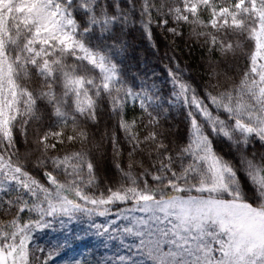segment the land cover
<instances>
[{
	"label": "snow or ice",
	"instance_id": "1",
	"mask_svg": "<svg viewBox=\"0 0 264 264\" xmlns=\"http://www.w3.org/2000/svg\"><path fill=\"white\" fill-rule=\"evenodd\" d=\"M0 264H264V0H0Z\"/></svg>",
	"mask_w": 264,
	"mask_h": 264
}]
</instances>
